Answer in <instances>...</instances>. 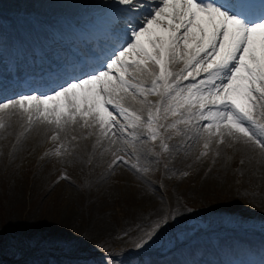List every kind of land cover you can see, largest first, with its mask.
I'll return each mask as SVG.
<instances>
[{"label": "rangeland", "instance_id": "1", "mask_svg": "<svg viewBox=\"0 0 264 264\" xmlns=\"http://www.w3.org/2000/svg\"><path fill=\"white\" fill-rule=\"evenodd\" d=\"M1 11L0 22L3 26L10 23L6 21L10 15L18 16L5 15ZM22 16L28 20L25 18L27 16ZM33 18L26 23L33 21L37 24ZM139 76H142V80L144 77L153 79L148 73ZM148 86L142 88L152 87ZM146 95L151 103L146 102L148 112L144 116L137 114L142 121L136 128L127 127L131 118L126 120L113 113L118 116L117 126L127 131L122 137L124 142L133 143L141 139L145 144L143 152L147 154V162L130 160L128 168L122 166L131 175V180L122 177L108 181L107 186L97 192L95 189L98 186H89L81 176L76 174V177L66 167L54 171L53 176L47 173L46 179L36 184L34 173L43 169V164L37 166V154L33 155V160H24L23 164L18 163L4 171L0 177V264L8 261V264H67L62 261L72 258L81 264H121L131 258L137 260L136 264H151L156 252L176 254L182 246L187 245L186 242L193 241L198 243L200 249L209 251V246L216 242L205 239V235L211 234L208 231L232 223L264 231V202L259 203V207L254 205L250 208L255 191L251 189L250 194L245 193L248 189L242 191L240 187L247 184L241 181L246 171L240 167L241 159L232 157L224 165L214 166L215 159L212 158L217 148L216 142L204 149L206 133L203 136L198 131L199 138H195V134L188 135V129L197 120L192 119L190 124L177 123L173 129L170 125L181 117H171L170 113L165 116L164 108L170 102L168 97ZM152 99L161 102L154 106L151 105ZM157 105L160 113L153 124L157 139L152 141L146 122L149 111L156 114ZM181 112L184 118H188L185 109H181ZM258 123L264 124L262 120ZM196 125L203 128L201 124ZM187 136L191 138L188 144L178 141ZM163 144L168 146L169 151L163 150ZM170 146L176 154L190 155L185 163L183 159L174 160L175 154H169L172 152ZM205 152L207 154H202ZM111 165L101 168L105 172ZM109 175L100 181L103 182ZM215 177L219 182L213 184ZM139 186L151 198L147 203L143 201L138 204V200L131 195L134 192L130 190ZM109 188L114 192L112 198L103 195ZM258 188H264V179ZM71 190L72 194L67 192ZM165 219L167 223H163ZM157 224H160L159 229L148 240L146 234L152 232ZM103 225L108 228L98 230ZM146 240L147 243H144ZM191 252L197 251L190 248L187 253ZM141 254L148 257L142 263L138 261ZM11 255L19 257L7 261ZM77 256H81L80 260L75 258ZM229 264L240 262L235 259Z\"/></svg>", "mask_w": 264, "mask_h": 264}, {"label": "snow or ice", "instance_id": "2", "mask_svg": "<svg viewBox=\"0 0 264 264\" xmlns=\"http://www.w3.org/2000/svg\"><path fill=\"white\" fill-rule=\"evenodd\" d=\"M155 2L156 6L131 31H119L116 36L119 47L113 48L112 56L98 69L67 81L50 95H21L0 102V113L19 112L29 124L36 121L60 131L76 124L79 118L85 127H98L101 136L110 132L115 136L112 129L117 118L110 107L124 119L131 118L127 127L136 128L142 121L141 116L120 103L123 94H131L130 89H135L145 99L146 94L168 97L165 116L170 113L181 117L170 125L173 129L177 123L190 124L192 119L207 121L202 128L206 133L204 149L214 139L219 145L228 137L264 151V124L254 118L256 109L264 115V16H253L233 0ZM112 3L130 5L126 11L137 4L147 7L142 0H112ZM181 60L185 67L180 73L169 70L168 65ZM153 66L159 68L158 74L150 71ZM201 72L206 76L197 80ZM144 73L154 77L151 88H142L126 78L135 79ZM189 77L196 82L182 85ZM181 109L187 111L188 118H184ZM159 113L157 105L156 114L149 111L146 122L152 141L157 139L153 124ZM3 127L0 123V128ZM51 138L57 140L58 133ZM162 146L165 152L169 151L166 144ZM60 154L57 149L56 155ZM159 227L157 224L146 234L148 240Z\"/></svg>", "mask_w": 264, "mask_h": 264}, {"label": "bare ground", "instance_id": "3", "mask_svg": "<svg viewBox=\"0 0 264 264\" xmlns=\"http://www.w3.org/2000/svg\"><path fill=\"white\" fill-rule=\"evenodd\" d=\"M114 5L112 0H0V8L2 11L11 12L7 14L24 16L33 15L35 19H47L52 16L57 17V15L78 16L90 12L98 13V9H106L109 7H113L114 10H117L118 8L114 7ZM24 61H26V59ZM182 61L183 60L168 65L169 70L173 73H180L185 67H182ZM177 68H179V71ZM150 71L158 74L159 68L153 66L150 68ZM137 77H139V75H136L135 79L129 76L130 82L134 84L139 83L140 85H150L152 83V81H150L151 79L148 80V78H144L143 81H141L142 79L138 81ZM55 90L52 91L51 89V94ZM134 91L133 96L123 94L124 99L120 101V103L131 112L144 116L145 113L148 112L145 104L151 100H149V98L145 99V97H141L139 94L138 96H135L137 93L136 90ZM159 101L161 102V100L155 99L151 105L155 106ZM110 109L112 108L110 107ZM113 112H116L120 118H123V116H121L116 110L113 109ZM254 118L257 121L258 119L264 120V115H260V110L256 109L254 112ZM0 123L4 124V127L0 128V177L4 171L10 170L14 165L18 163L23 164L24 160H33V155L37 154V166L43 164V169L34 173L33 178L34 180L36 179L34 181L36 184H38L39 181L41 182L45 180L48 174L53 176V172L57 169L63 170L68 167L67 169H71L73 174L81 176L83 182H86L89 186H98L95 191L100 192L103 187L107 186L108 181L122 177L131 180L129 172L122 168V166L128 168V163L131 164L130 160L134 161L141 159L142 162H147L148 159V157H146L147 154L143 152L145 144L141 142V139L136 140L133 143L124 142L122 137L125 136L126 133L124 131L126 130L121 132L120 126L118 127L117 124L112 129V132H115V136H112L111 132L107 136H101L98 127H85L83 126V121L79 120V118L76 124L66 126L63 131L56 129L53 125L43 124L36 121L29 124L26 117L19 112L13 113L11 111H5L0 113ZM190 130L193 134L194 130ZM57 133L59 138L57 140H52L51 137ZM190 139L191 138L187 136L178 141L188 144L191 141ZM216 145L217 148L215 149L212 158L215 159L213 165L220 167V165H224V163L229 161L232 157L240 158V167L246 169L244 173L242 172L244 177L241 178V181L247 182V184H242L240 187L242 191L245 188L248 189L245 193L247 192L250 194V191H252L251 189L255 191L250 208H253L254 205L259 207V203L264 202V188L262 190L260 189L261 187L258 188L259 183L264 179V151L251 143L245 144L243 142H233L228 137H225V142L223 144L218 145L216 143ZM57 149L60 150V155H56ZM188 149H190V147ZM171 151L170 155L175 154L174 160L178 161L179 159H183L182 161H184V163L190 156L184 154L179 155V152L176 154L173 147H171ZM118 157H122V159H118ZM47 159L49 160L47 161ZM116 161L119 163L112 169L110 168L111 170L109 168L105 172L102 170V166L105 167L107 164L113 165ZM125 161H127V163H125ZM99 167L101 169H99ZM106 172H110L111 176L101 182L100 179L106 177ZM212 180L213 184L219 182L218 177H215ZM232 185L234 186V184ZM140 186L139 188L129 189L131 192H134L130 193L131 195H134L133 198L138 200V204L143 203V201L147 203L151 198L149 194L145 192L144 188ZM233 186L228 185L227 187L231 188ZM111 190L112 188L105 190L103 195L109 198L114 197V192ZM67 192L72 194V190ZM107 228L103 225L102 228H98V230Z\"/></svg>", "mask_w": 264, "mask_h": 264}]
</instances>
